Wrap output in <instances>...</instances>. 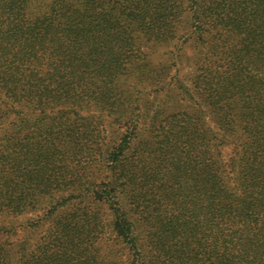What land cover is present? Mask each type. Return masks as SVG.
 Listing matches in <instances>:
<instances>
[{
	"label": "trees",
	"instance_id": "16d2710c",
	"mask_svg": "<svg viewBox=\"0 0 264 264\" xmlns=\"http://www.w3.org/2000/svg\"><path fill=\"white\" fill-rule=\"evenodd\" d=\"M0 264H264V0H0Z\"/></svg>",
	"mask_w": 264,
	"mask_h": 264
},
{
	"label": "rangeland",
	"instance_id": "374dc122",
	"mask_svg": "<svg viewBox=\"0 0 264 264\" xmlns=\"http://www.w3.org/2000/svg\"><path fill=\"white\" fill-rule=\"evenodd\" d=\"M149 44V43H148ZM177 47H180L177 42L176 43H172L170 45H155V46H151L149 45L148 48L144 47L147 50H144L146 53L148 52L149 55V60L151 62V64H153L154 66L158 65V64H164V62L168 61L169 57H176L177 53L180 51L181 54H183V67L180 69V71L174 72V70L172 69L170 74H169V78L173 77L181 82H183L184 85H186L189 88H194L195 86V81H196V75H197V66L198 64H196V57L195 55L197 54L198 48H196V46L193 44L192 41L187 42L186 44H183L180 47V50L177 49ZM170 62V61H169ZM174 86L173 89H176V85H170V88H172ZM193 91V89H192ZM155 96H159V95H155L153 93H150L149 96H146L145 99L147 100H153V97ZM157 99L160 100V97H158ZM197 99V98H196ZM173 100V99H172ZM176 100V99H174ZM172 104V103H169ZM180 109V108H179ZM173 110L177 111L176 106L173 107L172 105L170 106L168 111L173 112ZM27 217H30V215L28 216H24V217H20V220H24ZM106 231V230H105ZM104 231V232H105ZM109 232L106 231L104 233V237H108ZM17 237L19 238L20 236L17 235L15 238H9V243H11L12 241L17 240ZM100 245L102 246L101 248L103 249L105 246V241H102L100 243ZM101 249V250H102Z\"/></svg>",
	"mask_w": 264,
	"mask_h": 264
}]
</instances>
